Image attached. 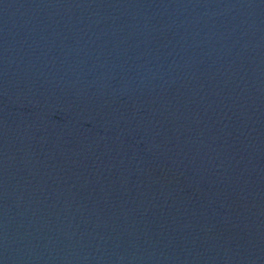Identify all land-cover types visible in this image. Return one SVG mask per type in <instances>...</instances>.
Instances as JSON below:
<instances>
[{"label":"water","instance_id":"water-1","mask_svg":"<svg viewBox=\"0 0 264 264\" xmlns=\"http://www.w3.org/2000/svg\"><path fill=\"white\" fill-rule=\"evenodd\" d=\"M0 264H264V0H0Z\"/></svg>","mask_w":264,"mask_h":264}]
</instances>
